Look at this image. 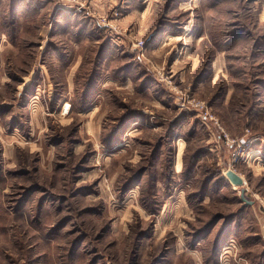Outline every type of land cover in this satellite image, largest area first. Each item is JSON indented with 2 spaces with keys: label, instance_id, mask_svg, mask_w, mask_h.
I'll return each mask as SVG.
<instances>
[{
  "label": "rangeland",
  "instance_id": "rangeland-1",
  "mask_svg": "<svg viewBox=\"0 0 264 264\" xmlns=\"http://www.w3.org/2000/svg\"><path fill=\"white\" fill-rule=\"evenodd\" d=\"M60 1L90 9L76 47L51 41L48 16L27 40L31 25L0 24L22 50L0 42V264H264V0ZM130 61L137 77L112 74Z\"/></svg>",
  "mask_w": 264,
  "mask_h": 264
},
{
  "label": "crops",
  "instance_id": "crops-1",
  "mask_svg": "<svg viewBox=\"0 0 264 264\" xmlns=\"http://www.w3.org/2000/svg\"><path fill=\"white\" fill-rule=\"evenodd\" d=\"M11 1L13 3L9 4L10 8L6 7L5 12H0V24L5 23V21H7V17H10V18H12V20H14V22L16 23V26L31 25L32 28L34 27L33 31L31 33L29 31H26L28 36L25 38L22 36V39L27 40V39L34 37V36H40L39 32H34L36 30V25H39V23H41L45 20L44 17L48 16V17H51V19L53 20V23H54V24L52 23L54 26L52 28V32L48 36H50L51 34L58 36L57 39L51 40V41L59 42L61 40H66L72 46H74V47L78 46L75 42V39L72 38L70 36V34H66V33L70 32L71 29L80 28V26L82 25V23H81L82 21H84V22L88 21V19H85L84 14L87 13L85 10L88 11L89 8L83 6V4H79V3L70 4L67 2L60 1V0H57L58 2H56L55 0H0V4L2 3V5H4V4H6L4 2H11ZM93 1L98 2V3L105 2V0H93ZM93 1L89 0L90 4H92ZM116 2H118V0H115V3ZM120 3L122 6L124 4H126V5L128 4V3H126L125 0H123V1L121 0ZM127 8H129V6H127ZM79 11H82L83 14ZM127 12H128V14H127V16H125L126 18L131 15L132 11L129 8V10ZM89 16H90V14H89ZM126 18L123 19V21H124L123 23H125ZM64 22L68 23L70 28L61 31V26L64 24ZM48 24L51 25V23H48ZM86 30H88V29H86ZM16 31H17V34L15 36V39H16V42H19L20 35H21L22 31H21L20 27H18L16 29ZM85 33H86V31H85ZM83 35H81V36H83ZM68 38H69V40H68ZM84 38H87V37H84ZM84 38L81 39L82 42H83V40H85ZM9 39H11V38L8 36V33H2L1 32L0 42L5 47H9V46L14 47V49H16L15 57H20L22 55V53H21L22 50H18V45L15 44V46H14L9 41ZM95 39H97V38H95ZM65 48L66 49L63 50L64 53H66V51L68 50V47L65 46ZM53 54H56L55 50H53ZM68 54L69 53H67L65 55L64 60H62L61 66H59V67L65 73L75 72L76 69L78 68L79 62L76 61L73 65H71L70 62L68 63V57H67ZM42 68L43 67L41 65H39L37 67L35 66V67H32V71L41 70ZM31 75H32V73H31ZM74 78H75V76L73 77V83L77 84V81L74 80ZM21 79L25 80V76H22ZM47 79H48V82L50 84V87L52 86L55 88L59 85L58 81L55 78L52 79V81L48 77H47ZM112 79H113V81L117 82L120 85L119 81L116 78H112ZM115 82L113 84H115ZM24 83H26V82H23L22 84L25 85ZM126 84L128 85L129 82H126ZM73 93H74V90H73ZM94 96H95V94H94ZM69 101H70V99H69ZM60 104L61 103L59 101V104L57 103V105H60ZM65 104L70 105V103H68L67 101L64 102V105ZM70 109H71V105H70ZM70 109H69V112H70ZM142 113H144V112H142ZM118 146H121V143Z\"/></svg>",
  "mask_w": 264,
  "mask_h": 264
},
{
  "label": "trees",
  "instance_id": "trees-1",
  "mask_svg": "<svg viewBox=\"0 0 264 264\" xmlns=\"http://www.w3.org/2000/svg\"><path fill=\"white\" fill-rule=\"evenodd\" d=\"M98 55H99L98 57H99V59L101 61V59L105 55V49H103ZM95 66H96V64H95ZM95 66H94V69L92 71L93 74L88 78L89 79V82H88L89 85H91L92 83H95L98 80L99 75H100L101 66H99V63H98V75H96L97 72L95 71ZM112 74L115 75V76L116 75H118V76L121 75V76H123L122 79H124L126 76H130L131 77L132 75H133L134 78L137 77V74H135V64L132 61H130V64H127V63L126 64H122L119 67L115 68L113 70ZM86 79H87V76L83 80L84 82L81 85L80 92H77L78 98H80L81 107H83L91 99V93L92 92L89 89V86H87V85L85 86ZM151 82H152L151 76L147 75L146 79L143 80V89L142 90H146L148 87H150ZM114 119H115L114 125L112 126V128L110 130V133L108 135H105V137L103 136L102 140H101L102 144L109 150L112 149L113 147L117 146L121 142V139H120L121 135H122L123 131L127 128V126L130 124V122L135 120V119L136 120H142L143 119V115L141 113L136 112V111H131L130 113L123 114L122 116H118L116 118L114 117ZM194 158L197 160V157H194ZM193 168L194 167H192V169ZM191 170L190 169L184 170V174L182 172V176L184 178H188L190 176L191 172H192ZM140 175H142V173ZM151 177L152 176L150 175L149 179H151ZM138 180L139 179L136 178V179H134L132 181V183H134V182H136ZM239 200H240V203H242V205L244 207H248L249 206L248 204H243V201H242L241 197H240ZM224 239H225V237L223 238V240ZM220 241L217 244H219Z\"/></svg>",
  "mask_w": 264,
  "mask_h": 264
},
{
  "label": "water",
  "instance_id": "water-1",
  "mask_svg": "<svg viewBox=\"0 0 264 264\" xmlns=\"http://www.w3.org/2000/svg\"><path fill=\"white\" fill-rule=\"evenodd\" d=\"M225 175H226V178L230 181L231 184H233L235 186L242 187L240 189V197H241L242 201L245 204H252L251 201H247L246 198L244 197L245 188H243V185L245 184V181L243 180V178L241 176H239L237 173H235L234 171L230 170V169H226Z\"/></svg>",
  "mask_w": 264,
  "mask_h": 264
},
{
  "label": "built area",
  "instance_id": "built-area-1",
  "mask_svg": "<svg viewBox=\"0 0 264 264\" xmlns=\"http://www.w3.org/2000/svg\"><path fill=\"white\" fill-rule=\"evenodd\" d=\"M139 44H141V42H140ZM221 131H222V130H221ZM224 137H225V139H226L225 144H229V140L227 139V136L224 135ZM245 146H246V144H244L243 147L236 148L235 151H234V153H233V156L236 157V158H237V157L244 156V154H245ZM236 151H237V153H236ZM232 171L235 172V170H232ZM235 173H236V172H235Z\"/></svg>",
  "mask_w": 264,
  "mask_h": 264
},
{
  "label": "bare ground",
  "instance_id": "bare-ground-1",
  "mask_svg": "<svg viewBox=\"0 0 264 264\" xmlns=\"http://www.w3.org/2000/svg\"><path fill=\"white\" fill-rule=\"evenodd\" d=\"M70 108V105L69 104H65L62 108V114H66L68 113V109ZM65 110V111H64Z\"/></svg>",
  "mask_w": 264,
  "mask_h": 264
}]
</instances>
